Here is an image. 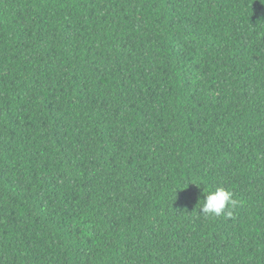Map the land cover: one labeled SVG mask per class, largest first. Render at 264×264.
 <instances>
[{
  "label": "trees",
  "instance_id": "1",
  "mask_svg": "<svg viewBox=\"0 0 264 264\" xmlns=\"http://www.w3.org/2000/svg\"><path fill=\"white\" fill-rule=\"evenodd\" d=\"M0 264H264V0H0Z\"/></svg>",
  "mask_w": 264,
  "mask_h": 264
},
{
  "label": "clouds",
  "instance_id": "2",
  "mask_svg": "<svg viewBox=\"0 0 264 264\" xmlns=\"http://www.w3.org/2000/svg\"><path fill=\"white\" fill-rule=\"evenodd\" d=\"M236 205L237 201L233 198V193L230 190L223 187H218L215 190L205 187L203 203L199 212L206 217L214 218L222 214L230 217L232 216L231 209Z\"/></svg>",
  "mask_w": 264,
  "mask_h": 264
}]
</instances>
